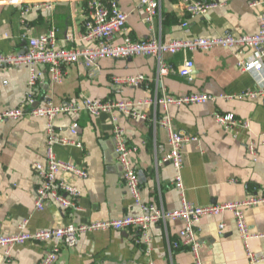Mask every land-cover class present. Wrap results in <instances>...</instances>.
Returning a JSON list of instances; mask_svg holds the SVG:
<instances>
[{"label": "crops", "instance_id": "crops-1", "mask_svg": "<svg viewBox=\"0 0 264 264\" xmlns=\"http://www.w3.org/2000/svg\"><path fill=\"white\" fill-rule=\"evenodd\" d=\"M37 0H0V53L23 52L27 41L22 36L38 35L54 27L60 47L82 48L80 39L87 0H58L53 9L32 7L21 23V11ZM127 14L126 29L117 34L120 42L124 34L133 40L159 37L163 42L195 36L211 37L224 32L250 34L258 30L264 0H206L219 5L205 14L190 17L186 12L188 0H160V13L150 24L140 0H116ZM257 5L251 6V2ZM187 25L183 26L182 22ZM249 52L243 54L247 58ZM186 58L194 67L189 75L179 73ZM161 59L172 65L163 77L171 94L192 92H242L256 84L248 72L237 66L235 50L214 47L164 53ZM158 58L134 56L103 58L93 68L81 62L65 68L60 83L52 82L45 65H39L41 82L34 89V104H61L82 97L95 99L141 100L159 92L156 84ZM141 73L146 77L138 86H116L114 75ZM28 68L25 65L0 67V110L22 105L28 91ZM148 118L138 119L119 115V122L131 146L141 195L166 210L180 207L179 190L174 186V169L164 157L169 151L164 128L155 125L154 116L164 113L161 106L143 105L137 108ZM167 112L175 129L195 136L182 147V179L187 200L195 205L240 200L249 193L264 195V98L218 100L202 104L169 106ZM216 112L233 113L250 121V131L224 130L214 119ZM73 122L78 123L77 134H71ZM56 131L78 140L82 146L57 145L59 159L85 167L88 177L73 180L80 190L79 208L62 209L56 203L45 204L42 210L34 205L35 188L40 179L33 171V163L44 160L45 119L23 116L0 123V234L17 233L26 221L27 231L54 228L69 223L117 218L137 214L122 179L111 136L112 124L107 113L91 116L59 114L54 119ZM253 141L256 152L251 156L247 144ZM72 181V180H71ZM250 229L264 233V204L245 212ZM224 223V228L219 225ZM183 226L181 220H167L153 225L146 243L136 231L105 230L86 232L73 247L61 245L54 264H193L191 251L173 246ZM195 229L201 243L205 264H250L238 235L234 218L229 212L200 218ZM53 242H26L15 246L9 257L0 248V264H39ZM250 246L256 255H264V240L255 238ZM264 264V261L258 263Z\"/></svg>", "mask_w": 264, "mask_h": 264}, {"label": "built area", "instance_id": "built-area-1", "mask_svg": "<svg viewBox=\"0 0 264 264\" xmlns=\"http://www.w3.org/2000/svg\"><path fill=\"white\" fill-rule=\"evenodd\" d=\"M57 1L37 0L32 5H26L21 11V23L25 25L26 14L32 7H44L51 10ZM218 5L214 1L188 0L186 12L190 17L199 16ZM250 5H257V2L253 1ZM140 6L145 12L146 21L150 24L160 13V0H140ZM126 20L127 14L120 8L116 0H87L83 31L80 33V39L87 43L84 47H60L57 43V33L54 27L38 35L27 34V31L23 33L22 36L27 41L25 51L0 53V67L27 66L29 73L28 91L22 105L0 110V123L7 120H17L23 116L45 119L44 160L33 163V171L40 179V183L35 188V208L42 210L45 204L54 202L62 209L76 210L79 208L77 198L80 196V190L73 180L86 179L88 170L83 166L59 159L55 152V146L75 145L81 147L82 144L78 140L60 135L56 131L54 119L59 114H77L80 111L91 116L107 113L112 124L111 136L115 145L116 160L121 168L123 182L139 210L138 213L112 219L93 220L87 223H69L32 232L26 230V221H24L19 232L0 234V248L9 257L12 249L19 244L51 241L53 242L51 247L46 250L39 264H54L61 245L75 246L79 236L83 233L131 230L138 232L141 239L148 243L149 230L153 225L165 223L167 220H181L183 226L179 231L178 239L173 242V246L178 247L181 244L187 247L193 255V264H205L195 224L204 216H216L229 212L234 218L238 235L250 264H258L264 261V255H256L250 246L252 239L261 238L264 240V233L253 232L245 215L248 208L264 204V195L249 193L240 200L206 205H195L189 202L185 196L182 179V147L184 144L196 140V137L175 129L172 117L167 112L171 105L183 106L217 102L218 100L264 98V9L260 15L259 28L254 33L234 34L227 31L211 37L195 36L173 39L166 43L154 35L145 39L133 40L126 34L120 42H115L116 35L126 29ZM182 25L186 26L187 22L183 21ZM214 47L235 50V54L239 58L237 66L242 71L251 74L256 84L254 89H246L239 93L199 91L180 95L171 94L166 90L163 77L168 74L172 65L161 59L162 54L209 50ZM245 52H249L247 58L243 56ZM134 56H156L158 58L156 84L159 92L152 97L137 101L82 97L76 101L61 104L50 102L45 105L34 104V89L41 82L42 75L38 69L39 65L46 66L52 82L60 83L65 76V68L70 64L81 62L86 68H93L97 61L103 58ZM193 67V60L186 58L179 69V73L183 76L189 75ZM145 80L146 77L141 73L125 76L114 75L112 77V82L116 86H138ZM143 105L161 106L164 109V113L160 116H154L152 121L167 132L170 149L164 160L170 162L174 169L173 184L179 190L181 198L180 207L175 210H166L156 203L146 202L141 195L139 178L133 160L136 147L128 143L125 130L119 122V115L146 120L148 116L137 109L138 106ZM214 119L224 130L243 129L247 132L251 129L249 120L237 118L233 113L216 112ZM77 129L78 123L73 122L70 127L71 134L76 135ZM247 152L251 156L255 155V142L250 141L247 144ZM219 228L223 229L224 223H221ZM146 264H156V262L150 259Z\"/></svg>", "mask_w": 264, "mask_h": 264}]
</instances>
